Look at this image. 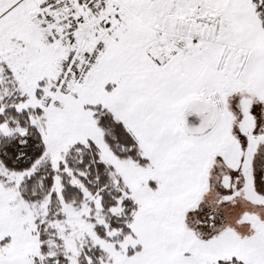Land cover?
Returning a JSON list of instances; mask_svg holds the SVG:
<instances>
[{
  "label": "snow or ice",
  "instance_id": "obj_1",
  "mask_svg": "<svg viewBox=\"0 0 264 264\" xmlns=\"http://www.w3.org/2000/svg\"><path fill=\"white\" fill-rule=\"evenodd\" d=\"M0 264H264V0H0Z\"/></svg>",
  "mask_w": 264,
  "mask_h": 264
}]
</instances>
